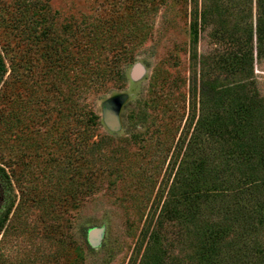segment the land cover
<instances>
[{
	"label": "rangeland",
	"instance_id": "1",
	"mask_svg": "<svg viewBox=\"0 0 264 264\" xmlns=\"http://www.w3.org/2000/svg\"><path fill=\"white\" fill-rule=\"evenodd\" d=\"M145 7L155 10L147 17ZM104 22L121 26L117 38L131 24L152 28L126 69V86L89 95L90 138L99 145L81 155L83 125L74 117L67 132L49 57L62 54L70 28ZM190 22L200 25L192 50ZM258 23L264 0H0V167L10 180L0 198V264H129L144 252L143 264H207L184 220L159 226L157 216L166 199L188 189L169 192L181 159L193 167L194 154L183 155L203 88L241 81L246 96L264 101ZM250 50L252 73L226 64ZM117 97L123 104L112 126L106 104ZM206 142H197L203 156ZM143 229L157 231L159 242L146 237L139 246Z\"/></svg>",
	"mask_w": 264,
	"mask_h": 264
},
{
	"label": "trees",
	"instance_id": "2",
	"mask_svg": "<svg viewBox=\"0 0 264 264\" xmlns=\"http://www.w3.org/2000/svg\"><path fill=\"white\" fill-rule=\"evenodd\" d=\"M143 10L148 17L155 9ZM113 24L88 23L81 31L80 27L70 28L65 34L68 36L61 41L62 54L49 57L50 88L62 96L67 132L72 130L74 117L83 125L81 155L99 145L90 138L91 122L96 115L89 106V95L126 86V69L135 62L136 49L145 44L148 29L152 28L149 23L142 27L131 24L130 33L117 38L115 33L122 28ZM199 26L190 22L191 50ZM144 32V36L139 35ZM54 44L53 38L50 50ZM256 53L264 58V25L260 23ZM253 57L250 50L241 58L233 56L225 62L232 68L236 65L237 69L252 73ZM2 68L0 59V72ZM32 77L34 80V73ZM57 79L61 87L56 86ZM204 90L199 94L202 114L183 155L192 158L194 154L190 160L193 167L187 169L188 165L181 159L175 185L173 181L169 192L186 186L188 189L181 198L164 201L157 224L161 226L173 218L184 220L187 229L196 234L200 258L207 264H247L251 260L264 264V101L258 100L255 94L246 96L241 81H234L222 90ZM201 136H206L207 156H203L202 147L197 143ZM187 171H190L189 185L185 179ZM5 182L10 183L9 176L0 167V198L5 192ZM147 231H141L139 246L146 237L147 244L159 242L157 231ZM144 257L145 252L139 261L138 257H132L129 264L136 261L143 264Z\"/></svg>",
	"mask_w": 264,
	"mask_h": 264
},
{
	"label": "water",
	"instance_id": "3",
	"mask_svg": "<svg viewBox=\"0 0 264 264\" xmlns=\"http://www.w3.org/2000/svg\"><path fill=\"white\" fill-rule=\"evenodd\" d=\"M140 73V67H136L134 72L135 77H138ZM122 104L123 99L121 97H117L106 104V117L108 124L112 126L118 125L119 112Z\"/></svg>",
	"mask_w": 264,
	"mask_h": 264
}]
</instances>
